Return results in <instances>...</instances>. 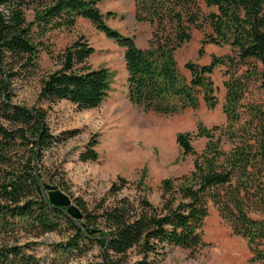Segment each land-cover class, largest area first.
Listing matches in <instances>:
<instances>
[{
  "label": "trees",
  "instance_id": "obj_1",
  "mask_svg": "<svg viewBox=\"0 0 264 264\" xmlns=\"http://www.w3.org/2000/svg\"><path fill=\"white\" fill-rule=\"evenodd\" d=\"M100 1L0 0V118L6 121H0V234L18 230L38 234L65 226L71 235L55 246L83 251L98 245L102 260L95 264H127L126 253L133 248L140 256L131 264H158L171 246L195 252L206 244L203 224L210 200L232 232L247 239L248 261L263 260L264 217L251 213L264 215V102L242 100L253 79L264 88V0H133L135 20L151 28L144 47L136 44L135 33H123L106 22L105 17L114 13H102ZM29 8L33 19L26 18ZM79 17L124 47L127 95L144 111L173 114L196 108L200 92L207 106L214 107L217 96L211 74L224 65L227 76L225 122L198 123L194 135L177 133L182 154L194 155L192 168L161 179L159 204L145 191L120 194L129 180L117 175L108 189L111 202L101 197L90 207L82 197H74L82 212L76 224L65 206L51 204L36 188L47 174L44 149L75 134V129L65 130L66 136L53 134L48 108L61 99L78 110L97 107L111 89V71L88 63L94 47L81 34L62 49L59 66L39 76L37 100L46 101L48 107L13 102L12 83L40 69V51L49 31L72 29ZM195 29L203 32L199 54L208 42L228 44L230 51L212 54L207 63L187 60L186 79L176 51ZM193 136L206 138L200 151L191 142ZM97 143L92 136L80 159L96 160ZM59 184L68 189L62 181ZM138 185L141 190L149 188L142 177ZM30 244L0 242V264H41L27 250Z\"/></svg>",
  "mask_w": 264,
  "mask_h": 264
},
{
  "label": "rangeland",
  "instance_id": "obj_2",
  "mask_svg": "<svg viewBox=\"0 0 264 264\" xmlns=\"http://www.w3.org/2000/svg\"><path fill=\"white\" fill-rule=\"evenodd\" d=\"M110 1H101V11L104 14L107 11L114 13L111 17H105L106 22L123 33H135L136 44L146 46L151 28L133 19V0H117L120 6H112ZM33 16V10L27 9L26 18L33 19ZM81 34L94 47L88 63L93 67L106 66L111 71V89L100 105L90 109L78 110L66 99L50 104L47 116L50 131L66 136L63 133L65 130L75 129V134L66 136L61 141H54L44 149L42 164L47 174L41 179L58 185L60 189L59 181H62L68 188L63 191L72 199L75 196L82 197L90 207H94L101 197L112 201L108 196V189L117 175H122L129 183L120 194L134 196L145 191L153 203L159 204L161 179L180 175L192 168L194 155L182 154L176 142L177 133L190 131L194 135L198 123L211 126L225 122L222 104L226 91V68L218 65L211 74L217 96L214 107L207 106L200 92L196 108H186L173 114L144 111L133 105L127 95L124 47L105 36L92 22H83L72 29H53L44 36L39 56L40 69L34 75L13 81V102L48 107L46 101L37 100L39 76L57 68L62 49ZM202 35V31L195 29L191 39L176 51L178 67L186 79L190 77L189 70L184 66L187 60L207 63L212 54L222 55L230 51L228 44L220 46L208 42L204 44V52L199 54ZM242 102H264V88L260 86L258 79L249 83ZM0 121L6 122L2 118ZM92 136L98 140L95 146L98 158L82 160L79 154ZM205 141L203 136H193L191 139L197 151L203 148ZM141 177L149 188L141 190L138 187ZM251 215L264 217L254 212ZM203 230L206 242L203 247L192 252L188 248L171 246L158 264H264V259L248 261L251 251L247 239L232 232L210 200ZM70 235L71 230L65 226L38 234L18 230L13 234H0V242H30L27 250L38 256L41 264H95L102 260L98 245H91L83 251L63 250L55 246L57 242H65ZM139 256L136 248L130 249L125 261L131 264Z\"/></svg>",
  "mask_w": 264,
  "mask_h": 264
},
{
  "label": "water",
  "instance_id": "obj_3",
  "mask_svg": "<svg viewBox=\"0 0 264 264\" xmlns=\"http://www.w3.org/2000/svg\"><path fill=\"white\" fill-rule=\"evenodd\" d=\"M36 188L37 191L40 194H43L51 204L59 207L65 206V212L75 221L76 224H80L79 222L82 220V212L68 193L57 187L55 184L41 180L37 182Z\"/></svg>",
  "mask_w": 264,
  "mask_h": 264
},
{
  "label": "crops",
  "instance_id": "obj_4",
  "mask_svg": "<svg viewBox=\"0 0 264 264\" xmlns=\"http://www.w3.org/2000/svg\"><path fill=\"white\" fill-rule=\"evenodd\" d=\"M101 1H104V0H101ZM101 1L99 2V4H98V7H99V9H100V11H101ZM111 2V5L112 6H120V4H119V2L117 1V0H111L110 1ZM134 9V8H133ZM102 12V11H101ZM103 13V12H102ZM133 14H134V10H133ZM133 19L135 20V18L133 17ZM83 22H88V23H91V21L89 20V19H85V18H81V17H79L78 19H77V21H76V24H80V23H83ZM75 24V25H76ZM144 24H147L148 25V27L150 28V25L148 24V23H144ZM100 31V30H99ZM100 32H102V31H100ZM131 33H133V32H131Z\"/></svg>",
  "mask_w": 264,
  "mask_h": 264
}]
</instances>
